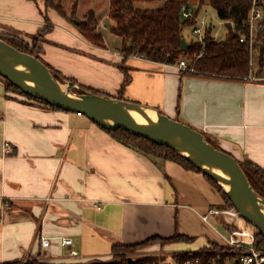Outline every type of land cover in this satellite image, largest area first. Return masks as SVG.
Returning <instances> with one entry per match:
<instances>
[{
  "label": "crops",
  "instance_id": "crops-1",
  "mask_svg": "<svg viewBox=\"0 0 264 264\" xmlns=\"http://www.w3.org/2000/svg\"><path fill=\"white\" fill-rule=\"evenodd\" d=\"M40 1L0 0V32L34 36L44 29ZM48 19L53 28L42 56L56 70L117 95L125 67L126 100L158 108L264 169V78L184 74L178 64L124 56L119 36L115 46L104 35L100 47L69 18L49 11ZM223 205L203 172L155 160L83 114L10 98L0 76V263L37 257L42 237L52 239L50 262L110 260L114 244L192 235L201 223L214 230L202 216ZM63 237L73 239L78 256H70Z\"/></svg>",
  "mask_w": 264,
  "mask_h": 264
},
{
  "label": "trees",
  "instance_id": "trees-1",
  "mask_svg": "<svg viewBox=\"0 0 264 264\" xmlns=\"http://www.w3.org/2000/svg\"><path fill=\"white\" fill-rule=\"evenodd\" d=\"M148 1H163L164 4L157 9H140L137 7L138 3ZM44 3L47 8H54L62 16L68 18L66 9L62 6L61 2L56 0H44ZM184 4H189L188 0H110L108 16L113 23L111 31L122 38L121 52L124 56H140L151 61L173 65L185 59L188 61L189 69L182 71L184 74L231 79L250 78L254 72L252 66V50L249 43L240 41L242 35L249 36L248 19L250 0H209V4L216 9L219 18L226 21L228 33L224 39L217 40L213 36L212 25L209 24L203 41L195 40L194 38L190 41L186 39L189 43L187 49H182V39L184 38L183 31L186 27H191L196 23V20L183 17L182 7ZM76 9L77 7L72 8L73 14H75ZM195 12L199 15L198 9H196ZM46 20L48 22L46 27L36 34H43L44 40L46 34L53 28L48 17H46ZM72 20L75 22L76 27L82 35L91 43L100 47L105 46L104 34L101 29H99V21L93 10L89 11L85 18L80 21L74 18ZM0 39H3L23 52L36 55L54 71V75L59 79H66L74 83H79L74 77L62 74L59 70H56L47 63L42 56L44 53L43 47L39 48L40 51H35L21 35L13 32H0ZM254 48L259 55V67L255 69V75L264 78V31L259 34L258 41ZM124 71L125 80L117 95L104 93L92 87L79 84L82 88L96 94L117 99H125L124 91L127 84L131 81V76L125 67ZM5 80L6 89L7 85L12 86L20 90L29 100L51 109H59L48 102L28 95L8 79ZM99 126L112 135L117 141L155 160H172L188 169L203 172L185 156L181 155L170 146L155 143L145 137L135 135L121 128L112 130L101 125ZM206 139L217 148L222 149L209 138L206 137ZM238 162L245 171L252 186L264 197V169L249 161L238 160ZM204 174L222 195L224 205L229 207L234 206L219 183L210 175ZM258 234L259 243L264 246V236L260 231ZM156 239L167 243L188 238L176 234L169 238H162L159 236L151 237L143 243L134 245L114 244L112 247L113 256L110 260L106 261L93 260L89 262L56 263L33 257L27 260H17L0 264H145L146 261L150 262L149 260H152L151 256L131 261L130 257L125 256V254L134 246L142 245L147 241ZM178 255L182 258H187L191 256V253L184 252Z\"/></svg>",
  "mask_w": 264,
  "mask_h": 264
},
{
  "label": "water",
  "instance_id": "water-1",
  "mask_svg": "<svg viewBox=\"0 0 264 264\" xmlns=\"http://www.w3.org/2000/svg\"><path fill=\"white\" fill-rule=\"evenodd\" d=\"M188 47L189 43L183 38L182 49ZM0 76L34 98L65 111L83 114L107 129L121 128L174 148L213 177L234 207L264 236V197L252 186L238 160L208 141L201 131L153 106L96 94L72 81L66 85L37 56L3 39H0ZM73 87L78 88L79 94L71 92ZM147 110L155 111L157 119H151ZM130 111L138 112L147 122H138Z\"/></svg>",
  "mask_w": 264,
  "mask_h": 264
},
{
  "label": "rangeland",
  "instance_id": "rangeland-1",
  "mask_svg": "<svg viewBox=\"0 0 264 264\" xmlns=\"http://www.w3.org/2000/svg\"><path fill=\"white\" fill-rule=\"evenodd\" d=\"M56 1L61 2L62 6L66 9L68 18L72 22H73L72 20L73 18L76 19L77 21L84 19L87 13L93 10L96 13L97 19L100 18L104 19V24L106 27H104V25L102 26L103 27L101 29L102 33L105 36L109 37L110 42L112 44H115V46L117 44V40L115 39H118V43H119L121 37L119 39L117 38L118 36L115 35L113 32L111 34L110 26L112 24V21L108 16V11L110 8V0H56ZM188 2L192 7L198 9L200 16L203 17L209 24L212 25L213 36L217 40H222L226 37L228 33L227 23L226 21L219 18L216 9L209 4V0H188ZM163 4H164L163 1H148V2L138 3L137 7L140 9H157L162 7ZM73 7H77L75 14L72 13ZM40 10L44 18L48 17L49 11H54L58 15L62 16L56 9L51 7L47 8L44 3V0L40 1ZM183 35L184 38L189 41L194 38V36L192 35L191 27H186L183 31ZM21 37H23V39H25L29 43L30 47H32L35 51H40L39 48L43 47L42 45L44 41L43 34H38L34 37L33 36H21ZM254 52H255L254 56L257 55V59L253 60L252 66L254 69H258L259 55L258 53L256 54V51ZM50 70L54 73L52 69ZM255 73L256 70L253 72V79L262 80V78L257 77ZM62 81L66 85H68V82H70L69 80L66 79H62ZM75 84L81 87L79 83H75ZM7 92L9 93L10 97L19 98V99L26 98L29 100V98L26 95H24L22 92H20V90H17L12 86L7 85ZM71 92L74 94H79L80 91L78 90L77 87H73ZM211 221L214 223L216 227V229L214 230L208 231V229H206V227L201 223V225H198L200 228L198 226H194L191 229V231L194 232V234L192 235L182 234L188 239H181L175 242H167V243L159 239L147 241L145 244L132 247L130 251H128L127 254H125V256H128L134 260L141 259L146 256H151L152 260H149L150 262L161 260L166 263L175 264L174 262L175 257H177V255L180 254L181 252H195L200 250L208 251L210 249L221 250L222 247L226 244L227 238L229 237L230 233L228 229H226L222 225L221 221H219L215 217H211ZM37 258L45 259L42 251L39 252ZM97 260L106 261L104 259H97Z\"/></svg>",
  "mask_w": 264,
  "mask_h": 264
},
{
  "label": "built area",
  "instance_id": "built-area-1",
  "mask_svg": "<svg viewBox=\"0 0 264 264\" xmlns=\"http://www.w3.org/2000/svg\"><path fill=\"white\" fill-rule=\"evenodd\" d=\"M195 10L190 4H184L182 14L186 19L196 20V23L191 26L192 35L195 40L203 41L209 23L200 14L197 15ZM248 26L249 36L242 35L240 41L249 43L252 50L253 64V60L257 59V55L254 56V51H256L254 46L258 41L259 34L264 31V0H250ZM178 66L181 71L189 69L188 62L185 59L180 60ZM10 149V144L5 142V152H10ZM211 217H215L221 221L222 225L228 229L230 235L227 238L226 244L221 250L210 249L208 251L188 252L191 253V256L187 258H182L180 255H177L174 260L175 264H264V246L259 243V230L246 220L234 206L229 207L223 205L220 207H211L202 216L206 223H210ZM61 241L63 246L70 248V256L76 257L79 255V252L72 248V238L63 237ZM51 244L52 239L42 237L41 247L45 258L42 260L50 257ZM145 264L174 263L157 260Z\"/></svg>",
  "mask_w": 264,
  "mask_h": 264
},
{
  "label": "bare ground",
  "instance_id": "bare-ground-1",
  "mask_svg": "<svg viewBox=\"0 0 264 264\" xmlns=\"http://www.w3.org/2000/svg\"><path fill=\"white\" fill-rule=\"evenodd\" d=\"M130 113L132 114V116H133L138 122H140V123H146V122H147V119H146L145 117H143L141 114H139L138 112H136V111H130ZM147 113H148V115H149V117H150L151 119H154V120L157 119V114H156L155 111H153V110H147ZM203 166L206 167V168H209V167L206 166V165H203Z\"/></svg>",
  "mask_w": 264,
  "mask_h": 264
}]
</instances>
